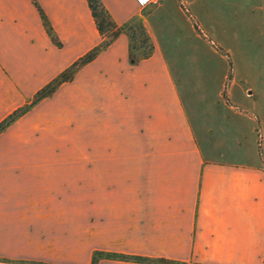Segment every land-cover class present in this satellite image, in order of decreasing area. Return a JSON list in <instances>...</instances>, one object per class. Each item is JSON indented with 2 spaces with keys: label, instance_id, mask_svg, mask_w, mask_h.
Instances as JSON below:
<instances>
[{
  "label": "crops",
  "instance_id": "obj_1",
  "mask_svg": "<svg viewBox=\"0 0 264 264\" xmlns=\"http://www.w3.org/2000/svg\"><path fill=\"white\" fill-rule=\"evenodd\" d=\"M37 1L62 46L32 0H0V122L102 40L87 0ZM102 2L142 16L155 51L135 63L121 35L0 134V264H264V165L203 148L165 53L181 0ZM18 144L54 152L4 153Z\"/></svg>",
  "mask_w": 264,
  "mask_h": 264
},
{
  "label": "rangeland",
  "instance_id": "obj_2",
  "mask_svg": "<svg viewBox=\"0 0 264 264\" xmlns=\"http://www.w3.org/2000/svg\"><path fill=\"white\" fill-rule=\"evenodd\" d=\"M171 36L179 50L165 53L199 137L209 142L203 148L228 161L257 155L264 165V0H181V36ZM51 149L18 144L4 153Z\"/></svg>",
  "mask_w": 264,
  "mask_h": 264
},
{
  "label": "trees",
  "instance_id": "obj_3",
  "mask_svg": "<svg viewBox=\"0 0 264 264\" xmlns=\"http://www.w3.org/2000/svg\"><path fill=\"white\" fill-rule=\"evenodd\" d=\"M92 16L94 18L97 30L102 38L101 42L76 60L71 66L62 71L57 77L41 88L34 97L24 106L18 108L4 120L0 122V134L7 128L14 124L18 119L26 115L38 103L53 96L59 87L65 83L72 82L77 72L84 66L93 62L98 55L108 49L121 35H126L129 38V55L133 62H139L143 59L150 58L155 46L152 38L147 31L142 16H136L128 22L120 25L118 24L103 4L102 0H87ZM33 4L39 11L43 25L50 36L52 42L61 47L62 43L57 37L47 15L41 8L37 0H32ZM116 260L135 262L139 264H177L173 261L159 258H145L140 256L126 255L115 252L94 251L92 255L91 264H98L101 260ZM29 264H43V263H29Z\"/></svg>",
  "mask_w": 264,
  "mask_h": 264
},
{
  "label": "built area",
  "instance_id": "obj_4",
  "mask_svg": "<svg viewBox=\"0 0 264 264\" xmlns=\"http://www.w3.org/2000/svg\"><path fill=\"white\" fill-rule=\"evenodd\" d=\"M141 3H149V2H153V1H157V0H139Z\"/></svg>",
  "mask_w": 264,
  "mask_h": 264
}]
</instances>
